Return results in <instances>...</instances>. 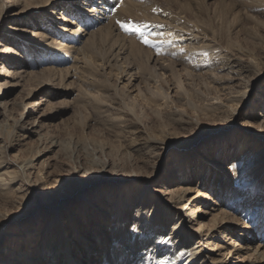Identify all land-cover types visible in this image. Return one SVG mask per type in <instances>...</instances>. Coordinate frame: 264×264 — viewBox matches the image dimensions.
Here are the masks:
<instances>
[{
	"label": "rangeland",
	"instance_id": "rangeland-1",
	"mask_svg": "<svg viewBox=\"0 0 264 264\" xmlns=\"http://www.w3.org/2000/svg\"><path fill=\"white\" fill-rule=\"evenodd\" d=\"M83 2L0 0V158L15 175L19 171L9 188L0 189V251L8 245L7 234L18 232V227L31 224L34 218L31 214L18 222L6 221L7 216L21 213L22 207L11 205L16 190H24L26 201L31 204L39 203L41 197L47 196H42L41 190L48 189L49 193L53 182L68 186L80 170L82 179L106 176L114 180L115 186L128 172H141L154 193L168 184L166 179L173 178L176 167L188 161L191 177L187 184L204 193L216 173L210 167L203 185H198L194 166L201 163L197 171L213 160L220 144H229L231 132L239 137L247 131L248 146L254 139L258 115L264 113L260 107L264 74L256 76L264 71V0H118L117 5L127 3L135 17L124 25L125 32L119 28L115 33L126 44L131 39L142 48L141 60L129 51L112 56L116 52L112 46L96 47L95 53L90 58L85 56V60L74 51L68 38L78 30L82 44L90 31L99 26L91 25L84 36L85 27L76 26V20H61L68 19V12L78 13ZM146 8L150 17H143L142 9ZM46 23L51 25L48 30L44 29ZM69 24L67 28L71 30L62 31ZM18 31H23L24 39L37 42L32 45L28 64L33 63L29 66L23 65L25 54L18 46V36H10ZM5 57L20 65L7 67ZM86 58L90 60L88 66L84 64ZM145 68L152 72L149 76ZM18 71L22 72L17 74ZM232 97L245 105L237 106ZM212 107L218 109L212 112ZM20 117L29 132L15 127ZM208 127L215 132L208 133ZM153 140L162 143L160 149L155 148ZM9 143L11 146L4 152ZM235 145L227 146L220 155V159L224 152L227 155L223 168L230 167ZM256 148L260 155L264 154V142ZM205 149L208 158L202 162L207 157L201 154ZM26 164L31 167L23 174ZM38 171L41 185L35 181ZM167 187L173 190L179 185L169 183ZM73 198L55 196L59 205L55 213L66 216L78 212L80 199ZM198 206L207 213L197 221L207 223L212 209ZM249 209L252 212L253 208ZM236 214L240 220L242 212ZM61 225L67 227V221ZM241 227H237L239 235L244 233ZM85 228L90 230V224H85ZM224 230L218 237L225 236L221 240L227 241L232 231ZM69 233L66 232V241L71 244L74 240ZM241 240L250 244V253L245 250L231 257L233 263L253 259L252 250L260 243L257 235L251 241L244 237ZM231 243L240 244L235 237ZM217 244L212 241L207 251ZM78 255L79 251L73 253L75 258Z\"/></svg>",
	"mask_w": 264,
	"mask_h": 264
},
{
	"label": "bare ground",
	"instance_id": "bare-ground-1",
	"mask_svg": "<svg viewBox=\"0 0 264 264\" xmlns=\"http://www.w3.org/2000/svg\"><path fill=\"white\" fill-rule=\"evenodd\" d=\"M83 1L85 0H78L79 3ZM117 1L87 0L83 2V7L78 8V13L68 12L69 20L61 18L64 22L76 20V26L83 25L85 27L82 32L84 36L90 31L91 25L99 24L95 31H90L82 44L80 43L82 36L77 34L78 30L74 32L76 35L73 34L68 38L73 45V50L80 53L84 60L85 56L90 58L98 46L115 47L116 52L112 56L129 51L131 55L141 60L140 54L144 52L142 48L131 39L126 44L120 35L115 33L119 28L125 32L124 25L129 18L135 17V13L127 6V3L122 2V5L118 6ZM135 3L133 2L132 5L137 7ZM64 9L67 10L66 7ZM142 11L143 17H150V13L146 12L147 8ZM50 26V23H46L44 29L48 30ZM67 26L70 24L64 25L62 31L69 32L71 29ZM10 34L13 38L18 36L17 39L21 41V45L18 46L21 53L25 54L23 65H31L33 62L28 64V58L32 52V45H37V42L24 39L23 31H18L17 35ZM69 50L72 48L70 47ZM9 58L4 59L7 67L20 65L17 60L14 59L15 63H13L14 61H10ZM86 60L84 64L88 66L90 60L87 58ZM144 70L152 73L148 68ZM262 70L256 73L258 78L264 74V71L261 73ZM150 73L146 75L149 76ZM244 96L245 94L242 93V97ZM232 101L238 103L239 107L245 105L240 104L236 98ZM260 107L261 110L264 109V94L261 95ZM228 108L232 116L233 106L230 105ZM212 109L214 112L218 107H212ZM1 115L3 113H0ZM21 118L16 121L15 127L20 131L29 132L28 127L21 123ZM258 120L256 126L258 129L254 130V139L247 143L248 146L252 144L250 148L245 145V141L249 139L247 131L242 135L243 137H235V133L231 132L228 134L229 144L221 143L213 160H210L205 167H199L197 171L196 167L201 163L194 166V177L198 178L196 182L198 185H203L210 172V167L216 173L211 185L207 186L208 191L204 193L199 188H192L187 184V178L191 177V169L187 167L188 161L175 168L174 173L176 174L172 179H166V182L169 181L168 184L179 185V188L173 190L165 184L155 189L153 193L141 172H128L121 179L122 182L115 186L114 180L106 176H96L91 180L82 179L79 176L80 170H77V176L70 180L68 186L53 182L49 188L51 194L48 193V189L41 190V195L48 197H41L39 203L31 204L26 201L24 190H16L17 194L12 199L11 205L22 207L21 213L15 217L14 215L9 216L10 218L7 216L6 221L8 224L12 221L18 222L19 219L31 214L34 218L31 224L18 227L16 229L18 232L7 234L8 245L3 248L4 251H0V264H264V154L260 155L261 153L256 148L264 142V137L261 135L264 134V113L258 115ZM207 130L208 133L215 132L210 127ZM233 136L234 143H232ZM222 137L221 135V140ZM256 140L258 141L254 146L253 142ZM152 142L155 143V148L160 149L161 142V144L154 140ZM234 144H236L233 148L234 157L229 158L230 167L223 168L227 155L224 152L222 159L220 155L227 146L231 145L230 148H232ZM10 146L11 143L6 148L4 147L5 151H3L6 152ZM206 151L207 149L202 150L201 154L207 156ZM207 158L208 156L203 157L202 162L207 161ZM1 160L0 158V189L6 190L10 183H14V178L19 176V171L15 175L8 163L1 162ZM176 164L178 162L174 165ZM30 167V165H24L22 173L27 172ZM19 169L21 171L22 167ZM38 174H40L39 171L35 176V181L41 185L43 180ZM8 176L10 177L6 178ZM27 182L26 180V185ZM91 194H94V197H91ZM53 195L54 197L59 195L66 200L77 196L80 199L77 202L81 203L80 209L73 215L68 213L65 216L63 212L62 214L55 213L59 205L58 200L52 197ZM205 201L208 203L206 204ZM199 204L206 206L208 211L212 209L207 223L197 221L199 216L202 217L207 213L203 208L199 210ZM63 207L67 209V201L63 202ZM249 208H253L252 212ZM236 211L242 212L240 220L236 217ZM41 219L44 221H40ZM65 220L67 227L62 228L61 224ZM248 221H250L249 225ZM87 223L90 224V230L85 228ZM253 224L257 226L256 229L253 228ZM241 225L244 229L243 235L237 234L239 233L237 227ZM259 229L262 233H258ZM222 230L225 231L224 233L232 231L229 232L231 237L227 241L221 240L225 236L218 237ZM69 231V237L74 240L71 244L66 241V232ZM256 235L260 243L252 250L253 259L247 258L233 263L231 259L235 255L245 250V253H250L248 251L250 244L245 243L241 238L244 237L251 241ZM233 237L242 246L233 245L231 243ZM214 240L218 241V244L213 245L214 247L207 251V246ZM38 242L39 244L36 245ZM77 251L80 255L75 258L73 253Z\"/></svg>",
	"mask_w": 264,
	"mask_h": 264
}]
</instances>
